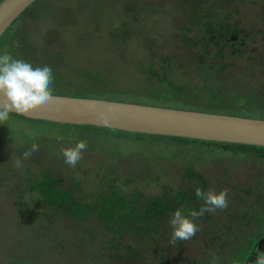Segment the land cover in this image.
<instances>
[{
  "label": "rangeland",
  "instance_id": "obj_1",
  "mask_svg": "<svg viewBox=\"0 0 264 264\" xmlns=\"http://www.w3.org/2000/svg\"><path fill=\"white\" fill-rule=\"evenodd\" d=\"M181 1L35 0L29 13L20 15L0 38V55L7 52L9 42L14 47L22 45L24 52L10 53L13 58L23 59L33 66L37 62L50 65L54 76L52 92L60 94L148 100L151 104L175 106L184 102L176 101L178 98L182 100L183 95L178 94L173 84L182 86L191 96L192 92L216 93L215 85H220V90L217 89L220 100L215 101L207 95L187 106L212 112H216L219 106L223 107L220 111L264 118L261 110L264 98H258L262 104L259 107L255 106L257 104L248 105L253 83L264 89V0H229L227 10L233 12L229 24L244 31L238 35L239 40L227 34L236 43L226 39L223 40L225 44L218 40L221 43L219 48L224 49L225 54L217 57L216 63H233V67L223 74L228 83L233 82L227 87L214 81L215 72L202 64L205 47L197 45L195 40L209 39L211 44L214 40L204 30L202 32L200 25L187 20L190 15L185 17L183 12L185 18H182L177 13ZM188 1L193 4V0ZM220 1L209 0L210 4ZM233 7L240 8V12ZM124 30L131 32L127 38H124L128 35ZM246 33L248 35L244 37ZM182 34L186 39L181 37ZM13 35L19 40L21 37L25 44L14 41ZM9 38L12 39L6 41ZM189 46H196L200 57L190 55ZM241 51L244 52L233 55ZM207 54L216 55L211 51ZM151 57L156 67L161 68L167 63L165 60H168V66L173 63L169 68L171 72H168L170 78H163L160 87H157L155 78L153 83L147 79L152 75ZM161 70L162 75L164 70ZM204 85L210 86L206 89ZM171 87L174 92L167 93ZM167 94L175 99L164 100L168 98ZM134 133L100 130L92 125L31 120L10 113L7 123L0 124V264H9L7 259L11 252L16 255L11 258L12 264H118V255L132 256L129 262L120 264H183L191 260L200 264L201 256L208 250L211 264H231L241 245L248 243L245 239H236L234 231L244 234L250 230L249 223L259 225L264 220V156L261 154L242 155L240 153L245 151L233 153L232 149L193 142L180 145L189 148V155L196 156V161L192 162L194 168L209 183L216 184V190L219 187L231 190L227 208L209 213V218L196 219L199 228L196 234L172 246L168 245L171 234L169 217L177 208H182L173 200H167L168 211L165 213L152 210L148 216L151 231L140 239L148 241L151 236L153 239L147 247H138L135 245L140 240L138 236L131 235L124 228L116 231L114 225L109 228L111 231L106 230L97 224L95 214L79 220L53 212L39 192L30 187L51 172L53 177L63 178V186L75 188L80 182L81 191L88 195L87 200H91L98 194H107L111 186L121 188L127 179L128 192L141 191L147 196L160 193L164 182L175 186L183 179L178 174L184 172L182 160L187 159L186 150L176 151L179 144L171 139L167 142ZM77 140L86 141L87 149L77 165L70 167L64 161L61 146L74 145ZM34 144L39 146V151L24 159V151ZM198 146L216 152L204 154L196 151ZM169 157L178 158L169 160ZM17 158L22 160L20 168L13 166V160ZM253 177L258 186L250 196V203L246 201V204L233 192L250 188ZM113 197L111 194L110 200ZM126 197L130 198V195ZM125 202L126 198L118 196L113 205ZM113 236H116V242L120 241L116 247L108 248L105 243ZM129 243L132 247L126 248L125 244ZM178 252L189 253L192 258L184 259ZM158 256H162L163 263Z\"/></svg>",
  "mask_w": 264,
  "mask_h": 264
},
{
  "label": "trees",
  "instance_id": "obj_2",
  "mask_svg": "<svg viewBox=\"0 0 264 264\" xmlns=\"http://www.w3.org/2000/svg\"><path fill=\"white\" fill-rule=\"evenodd\" d=\"M230 3L231 2L229 0H222L220 2H211V4H210L209 0H193V4H192L188 0H182L180 3V7L177 9V13H180L182 18L184 17L182 15L183 12L185 13V17L187 15H190L191 20L189 18H187V20L193 22V24L200 25L202 27V32L204 30L205 31L204 33L207 36H209L212 40H214L213 44H211L209 39H206V40L203 39V41H200V42L198 40H195V42L197 45H202L205 47L206 54L201 55V60H202V64L205 67H209L210 69H212V71L215 72V74L213 76V80L220 82L222 85H226V87L228 84H231L233 82L228 83L223 78V74L226 71V69H229V67H233V63L231 61L230 62L225 61L222 64L216 63L217 62L216 58L222 57L225 54L224 49H223V51H221L219 48V45H221L223 40H226V39H228V41H230L232 43H236V42H234V40H232L231 37L228 38L227 34L230 33V34H232V36H235V35L238 36L240 33H242L244 31L242 28H239L237 26L232 28V26L229 24V22L231 21L230 15H232V13H233V12H229L227 10V7L230 5ZM30 8L31 7H29L28 10H30ZM233 8L238 9L240 12V8H238V7H233ZM191 11L193 13H190ZM232 23H234V22H232ZM173 25H175V24H173ZM186 28L189 29L188 24L186 25ZM234 28H236V29H234ZM20 30L22 31V29H20ZM23 32H21V33H23ZM125 32H126L125 34H128V35L124 38H127L131 32H130V30L125 31ZM148 37L151 38V36H148ZM181 37L183 39H186L185 34H182ZM12 38H14L13 39L14 41L15 40L18 41L19 44H25V42L21 39V37L19 40L17 35H13ZM12 38H9V40L7 39L6 41L9 42ZM237 39L239 40V36ZM218 40H220L221 43H218ZM189 41H190V39H189ZM191 41L194 44L193 39H191ZM197 42H199V43H197ZM203 42H205L206 44H203ZM11 43L12 42H9V44L6 48V51L8 53H11V54L17 53V55H18V54H22L24 52V47L22 45H19V47L17 46L18 47L17 48V47H14V44L11 45ZM223 43H225V42H223ZM209 44L212 46V48L209 46ZM189 47H190V49H189L190 55L194 54L195 57L196 56H197V58L200 57L197 54L196 49H198V48L196 46H189ZM0 48H1V44H0ZM208 51H211L212 53H216V55L211 54V56H210L209 54H207ZM243 52L244 51H241L238 53H233V55L236 56L238 54H242ZM207 55H208V57L206 58ZM212 55L215 57L213 58ZM160 61H163V60H160ZM165 61L167 63L162 62V63H166V64H163L161 66V68L164 70V73H162V75H161L160 74V72L162 71L161 68L156 67V63H155L154 59L151 57V63L153 65V67L151 68V74L152 75L147 76V79L150 83H153L154 78H155L156 83H157V87H160V85L164 81L163 78H170L168 72H169V68L173 66V63H171L168 66V60H165ZM254 65H256V64L254 63ZM176 82H178V80ZM240 84H241V81H240ZM262 85H264V81H262ZM209 86L210 85H208V86L204 85V87L206 89ZM219 86L220 85H215L216 93L211 92V94L209 95L208 93L204 94L203 92H200V93L199 92H195V93L192 92L193 96H191L188 94V92L185 93V90L183 89L182 86L173 84V87H175V89L178 91V94L180 95V93H181V96L183 95L182 100H179L180 98H178V99H176V101L184 102L182 104L175 105L174 107L194 108L192 106H187V105H189L193 101H195V100H197L203 96H207V95L212 96L210 99L214 98L215 101L220 100V97L218 98L219 94H217V89ZM173 87L167 89V93H170L171 91H173ZM252 87H253V89L251 91L252 94L248 98V101H249L248 103H250V104H248V105L254 106V104H257L255 106L259 107L262 104L258 102V98H264V89L259 88V86L255 84V82L253 83ZM218 90H220V89H218ZM173 92H171V93H173ZM53 93H56V92H53ZM170 94H167L168 98H165L164 100L175 99V98L170 97ZM184 95L186 97H189V98H185ZM120 99H122V98H120ZM152 99L155 100V98H152ZM162 99L163 98H159L160 101H163ZM126 100L142 102V103H150V101H148V100H133V99H126ZM199 101H200V99H199ZM262 101H263L262 103L264 104V99H262ZM158 103H160V102H158ZM162 104H165V103H162ZM221 108H223V107L218 106V110L216 112H224V111L219 110ZM201 110H205V109H201ZM261 110L264 113V108ZM225 113H233V112H228V111L226 112L225 111ZM12 114L17 115L16 113H12ZM235 114H238V113H235ZM240 115H244V114H240ZM19 116H21V115H19ZM21 117L25 118V119H31V118H27L24 116H21ZM31 120H38V119H31ZM66 125H72V124H66ZM88 126H91V125H88ZM97 128L100 130L105 128V129H108L109 131H116L117 133L122 131V130L107 128V127H97ZM125 132L129 133L128 131H122V133H125ZM139 135L150 138V139H154V138L160 139L161 141L167 140V142L171 139V140H173V142H177L179 144V145H177L179 147L176 148V151H177V149L186 150L185 152L188 153V155L185 153L187 156V159L182 160V162L185 165V169H184V172L182 174H178V175H182L183 179L179 180V178H178L179 182H177V184L175 186L164 182V183H162V185H164L163 190L160 193L147 196V195H144L141 191H138L135 193L128 192V188L130 189V187H126V185H125L128 182V179H127L125 182L122 183L123 186L121 188H119L115 185L111 186V188L109 189L110 191L107 194H104V193L98 194L96 197H94V199L87 200L88 195L81 191L82 185H80V182L77 181L78 183H76L75 188L66 187V186L62 185L63 178L61 176L53 177L51 172H47L48 174L46 175L45 178H43V176H42L40 179L36 180L33 184H31L30 187L39 192V194L44 199V203L47 206H49L51 208V210H53V212L59 213L60 215L72 216V217H75L79 220L89 218L91 215L95 214V217L97 218V224L101 225L103 228H106V230H109L111 225H114V226H117V228H115L116 231L124 228L131 235L138 236L140 239V237L143 234L151 231V230L149 231L150 220L148 219V216L150 215V213L152 212L153 209H155V213L156 212H164L165 213L166 211H168L167 200H173L174 203L176 204V206H178V207L181 206L183 209L199 210V208L203 205V201H200L195 196L194 189L196 187H200L202 190L207 191V189L210 186L214 187L216 185V184L213 185V184L209 183L208 180L205 178V176L202 173L198 172L196 170V168H194V165L192 162L196 161V159H195L196 156L189 155V153L191 152L189 150V148L186 149V147H181L182 145H184V144L186 145L187 143L193 142V143H200L201 145H206V146L214 145V146L221 147L223 149H228V150L232 149V150H234V151H232L233 153H238V151H240V152L245 151L244 153H240L242 155H244L245 153H250V156L256 155V154H261V156H264V146H260V145H249V144L218 142V141H206V140H200V139H191V138H185V137H174V136L147 134V133H139ZM197 150L201 151L204 154H206L208 151H210L212 153L216 152L212 149H208V148L200 147V146L196 147V151ZM176 151H175V153H176ZM250 156H248V157H250ZM248 157H246V158H248ZM172 158H173V160H175L178 157H169V160H172ZM161 170H165V168H162ZM176 170H178V169H176ZM262 180H264V179H262ZM250 181H251V184L256 183V180L254 177ZM258 182H260V181H258ZM251 184H250V188H248V192H251L250 191V189L252 187ZM128 186H129V183H128ZM122 188H126L127 191L122 192ZM221 189H227L228 194L230 193L229 191L231 190L229 188H220L219 187V189L217 191H219ZM241 191L242 190H239V191L235 190L233 193L240 195ZM111 194H113L114 197L110 200ZM127 194L130 195V198L126 197ZM118 196L126 198L127 202H125L121 205H118V206L113 205L116 202ZM240 196L244 200V196L243 195H240ZM167 198H170V199H167ZM201 218H203V219L209 218V213H205V215ZM109 231H111V230H109ZM88 233L90 235H93L90 232H88ZM238 233H239L238 231H234V233H233L234 237L238 240H244L245 239L248 243L241 245L239 252H237L236 256L234 258H232L231 264H254L256 257L254 256V257H252V259H249V257L251 255V253L253 252V250H254V248H255V246L259 240L257 241V239L253 235H249V231H246V233H244V234H238ZM115 235H117V234H115ZM113 237H114L113 239H108L105 243L108 248L116 247V245L120 241L119 240L116 242V240H117L116 236H113ZM152 239H153V236L148 237V241L146 239H140L139 242H136L137 244H135V245H138V247H141V246L147 247L149 245V241H151ZM168 245L172 246V244H170V243H168ZM125 247L131 248L132 244H130V243L125 244ZM133 249H131V250H133ZM204 250H208V248H204ZM11 253H12V255L8 256L9 258L7 259L9 264H12L11 258L16 256L15 254H13V252H11ZM178 254L181 257H183L184 259L186 258L187 260L192 258L189 253L178 252ZM237 254H239V255H237ZM22 257L24 258L23 255H22ZM131 257L132 256H127L124 258L123 255H118L117 256V258H118L117 263L120 264V263L129 262ZM158 257H160V261L163 263L164 260H162V256H158ZM201 257L202 258H201L200 264H211L212 259H211V254H210L209 250H208L207 254L202 255ZM193 258H197V257H193ZM240 258H242V259L240 260ZM183 264H196V262H195V260H191L189 263L184 261Z\"/></svg>",
  "mask_w": 264,
  "mask_h": 264
},
{
  "label": "water",
  "instance_id": "obj_3",
  "mask_svg": "<svg viewBox=\"0 0 264 264\" xmlns=\"http://www.w3.org/2000/svg\"><path fill=\"white\" fill-rule=\"evenodd\" d=\"M34 1L0 2V38ZM233 38L237 39L236 36ZM52 96L50 103L24 117L61 124L92 125L136 133L264 146L263 117L53 92ZM98 111H104L108 119L98 120ZM254 250L249 259L256 256L258 251L264 252V238L258 241Z\"/></svg>",
  "mask_w": 264,
  "mask_h": 264
},
{
  "label": "clouds",
  "instance_id": "obj_4",
  "mask_svg": "<svg viewBox=\"0 0 264 264\" xmlns=\"http://www.w3.org/2000/svg\"><path fill=\"white\" fill-rule=\"evenodd\" d=\"M54 83L53 71L50 65L37 62L35 66L23 59L13 58L4 52L0 55V124L7 123L10 113L27 116L34 109L47 105L53 99L52 85ZM96 118L101 121L108 119L104 111H98ZM61 141L63 137H58ZM87 149V142L77 140L74 145L61 146V153L65 163L75 167L83 158V152ZM39 151L38 145H33L24 151L23 158L27 159ZM13 166L20 168L22 160H13ZM127 191L126 188H122ZM195 196L203 201L199 210L189 209L187 214L182 208H177L169 217L171 234L169 243L174 245L179 240H189L199 230L195 223L205 215L213 213L217 209H225L228 206V190L217 191L210 186L207 191L200 187L194 189ZM255 264H264V252H259Z\"/></svg>",
  "mask_w": 264,
  "mask_h": 264
},
{
  "label": "flooded vegetation",
  "instance_id": "obj_5",
  "mask_svg": "<svg viewBox=\"0 0 264 264\" xmlns=\"http://www.w3.org/2000/svg\"><path fill=\"white\" fill-rule=\"evenodd\" d=\"M2 0H0V2H1ZM31 6V5H30ZM30 6H28V8L27 9H25L23 12H22V14L21 15H23V14H25V12L26 13H28V9H29V7ZM17 21V20H16ZM15 22V21H14ZM9 29V28H8ZM240 34H242V33H240ZM246 35H248L247 33L245 34V35H243L244 37L246 36ZM234 37V36H233ZM238 38V37H237ZM244 41V40H243ZM238 42V41H237ZM241 43H244V42H241ZM245 45V44H244ZM251 189H250V191L252 192H248V189H242V191L240 192V195H243L244 196V201H245V203L247 204V202L248 203H250V196L252 195V194H254L255 193V189H256V186H258V183H254V184H251ZM247 201V202H246ZM263 201V200H262ZM261 204H263V203H261ZM249 225H250V230H249V233L250 232H253V236L257 239V241L258 240H260V239H262V238H264V220L259 224V225H254V224H252V223H249ZM261 248V250H263V247H260ZM260 251H258V253H259Z\"/></svg>",
  "mask_w": 264,
  "mask_h": 264
}]
</instances>
